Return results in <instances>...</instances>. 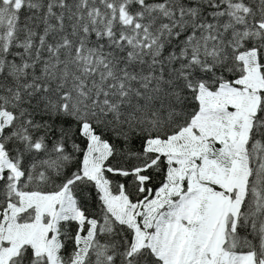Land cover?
<instances>
[{"label": "snow or ice", "instance_id": "6c2138e0", "mask_svg": "<svg viewBox=\"0 0 264 264\" xmlns=\"http://www.w3.org/2000/svg\"><path fill=\"white\" fill-rule=\"evenodd\" d=\"M0 264H264V0H0Z\"/></svg>", "mask_w": 264, "mask_h": 264}]
</instances>
